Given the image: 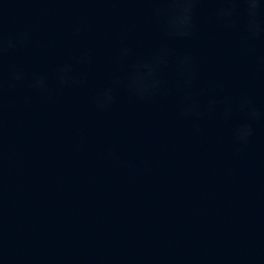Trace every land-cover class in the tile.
<instances>
[{"label": "water", "instance_id": "obj_1", "mask_svg": "<svg viewBox=\"0 0 264 264\" xmlns=\"http://www.w3.org/2000/svg\"><path fill=\"white\" fill-rule=\"evenodd\" d=\"M149 7L0 0L5 36L35 29L6 58L26 79L0 109V264H264V120L237 145L239 113L197 131L172 99L116 89L109 108L95 106L114 76L167 48L195 57L200 87L223 78L228 94L264 110V69L207 6L187 40L164 38ZM85 50L91 62L74 63L83 82L59 87L56 67ZM33 74L48 78L47 93L28 87Z\"/></svg>", "mask_w": 264, "mask_h": 264}, {"label": "clouds", "instance_id": "obj_2", "mask_svg": "<svg viewBox=\"0 0 264 264\" xmlns=\"http://www.w3.org/2000/svg\"><path fill=\"white\" fill-rule=\"evenodd\" d=\"M58 3H115L121 0H44ZM149 5V12L160 34L170 40L191 39L197 29V14L201 6H207L209 20L226 32L235 34L246 54L255 66L264 69V55L258 54V45L264 44V0H131ZM32 29H25L15 37L5 36L0 28V109L7 94L21 86L26 79L22 67L6 63L10 53L27 46L33 39ZM82 28L73 29L79 36ZM126 39V35L122 36ZM130 49L124 45L119 50L118 62L128 59ZM87 50L79 56L58 65L54 78L61 88L77 87L83 78L74 75V63L89 64ZM201 65L191 54L172 58L169 49L158 50L147 60H136L129 72L121 77L114 76L108 87L95 98V106L103 111L114 103V91L123 89L133 99L145 102L157 98L175 101L180 118L194 123L214 115L227 120L239 113L242 120L232 129V137L237 145H247L254 136V125L264 120V110L257 108L248 95L233 97L228 94L223 78L216 79L210 87H200ZM30 89L42 94L48 91V78L33 74L28 83ZM28 97H24L25 102Z\"/></svg>", "mask_w": 264, "mask_h": 264}]
</instances>
